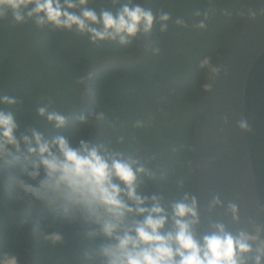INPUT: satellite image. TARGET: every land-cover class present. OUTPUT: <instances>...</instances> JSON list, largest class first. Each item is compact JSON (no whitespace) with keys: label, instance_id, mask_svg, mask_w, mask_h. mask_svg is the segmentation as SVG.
Wrapping results in <instances>:
<instances>
[{"label":"clouds","instance_id":"clouds-1","mask_svg":"<svg viewBox=\"0 0 264 264\" xmlns=\"http://www.w3.org/2000/svg\"><path fill=\"white\" fill-rule=\"evenodd\" d=\"M0 0V21L31 25L38 30L86 38L91 46H134L143 35L155 37L172 29L206 30L213 7L177 15L143 0ZM160 51L158 46L153 52ZM208 80L219 68L205 57L199 64ZM208 89L210 84H204ZM22 98L0 88V165L16 196L41 205L53 219L77 227L78 264H264V219H242L237 204L225 206L212 195L207 210L225 208L224 220L202 213L201 203L183 178L171 181L172 194L158 187L168 175L156 153H145L125 136L113 140V122L101 112L79 114L104 121L106 132L93 142L86 135L70 138L61 130L72 119L51 96H39L35 115L41 126L17 118ZM142 121L134 127H142ZM238 127L249 130L246 119ZM151 185V186H150ZM264 216V205L260 208ZM43 238L55 244L60 231ZM0 264H20L12 252L0 251Z\"/></svg>","mask_w":264,"mask_h":264},{"label":"trees","instance_id":"trees-1","mask_svg":"<svg viewBox=\"0 0 264 264\" xmlns=\"http://www.w3.org/2000/svg\"><path fill=\"white\" fill-rule=\"evenodd\" d=\"M245 1L152 0V6L177 15L208 7L215 8L216 14L207 22L206 30L172 29L158 34L157 44L154 45L153 37L151 51L142 63L130 69L102 72L91 80L102 112L114 124L113 140L121 135L134 138L133 146L141 147L145 153H156L168 173L158 187L169 195L171 181L176 178H183L187 188L193 119L202 75L199 64L208 57ZM107 3L109 0H96L93 6ZM134 46L96 47L89 45L86 38L0 21V88L22 98L23 103L17 107L22 126H43L35 115V101L42 95L51 96L56 106L72 117L62 133L70 138L88 136L87 126L75 119L82 113L75 95V73L92 58L126 52ZM154 46L159 47L158 53L153 52ZM245 119L250 125L246 132L264 205V54L248 77ZM137 120L144 122L142 127L133 126ZM106 130L104 122L102 135ZM3 175L16 196L6 166ZM20 202L31 212L37 230V264H78L77 227L55 221L53 214L41 205ZM51 231L62 232L64 239L55 244L45 240L44 234ZM0 251L15 253L20 264L25 263V240L1 206Z\"/></svg>","mask_w":264,"mask_h":264},{"label":"water","instance_id":"water-1","mask_svg":"<svg viewBox=\"0 0 264 264\" xmlns=\"http://www.w3.org/2000/svg\"><path fill=\"white\" fill-rule=\"evenodd\" d=\"M149 6V0H143ZM153 35L141 36L133 49L105 54L85 62L75 73V95L82 114L101 113L91 80L99 73L133 68L149 55ZM264 54V0H246L213 46L208 57L219 68L214 80L202 71L193 119L187 166V189L201 203L202 213L224 220L225 208L211 212L207 203L219 195L225 206H239L242 219L259 216L262 206L247 132L238 127L245 119V94L250 71ZM204 84L211 87L205 89ZM88 138H101L104 121L89 119ZM0 165V206L22 234L26 244L24 264H37L39 242L31 212L8 187Z\"/></svg>","mask_w":264,"mask_h":264}]
</instances>
